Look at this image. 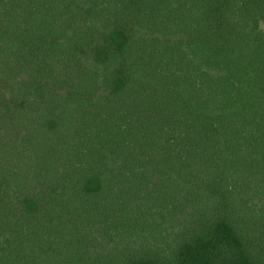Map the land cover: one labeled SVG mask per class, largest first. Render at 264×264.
Returning a JSON list of instances; mask_svg holds the SVG:
<instances>
[{"label": "trees", "instance_id": "trees-1", "mask_svg": "<svg viewBox=\"0 0 264 264\" xmlns=\"http://www.w3.org/2000/svg\"><path fill=\"white\" fill-rule=\"evenodd\" d=\"M0 264H264V0H0Z\"/></svg>", "mask_w": 264, "mask_h": 264}]
</instances>
